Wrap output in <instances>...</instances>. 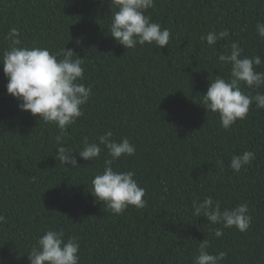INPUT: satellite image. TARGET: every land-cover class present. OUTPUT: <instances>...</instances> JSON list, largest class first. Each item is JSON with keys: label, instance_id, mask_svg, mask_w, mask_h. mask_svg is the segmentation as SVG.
<instances>
[{"label": "trees", "instance_id": "obj_1", "mask_svg": "<svg viewBox=\"0 0 264 264\" xmlns=\"http://www.w3.org/2000/svg\"><path fill=\"white\" fill-rule=\"evenodd\" d=\"M116 10L111 0H0V56L16 28L22 46L73 50V59L83 58L81 82L92 86L83 115L62 137L77 160L73 167L58 159L57 125L20 110L0 64V214L6 217L0 264H30L27 254L49 229L79 241L80 264H194L204 239L210 253L227 254L221 264H264V109L253 103L246 119L224 129L201 104L211 81L230 77L231 66L218 57L232 42L243 56L259 55L256 70L264 72V37L256 28L264 22V0H155L145 14L171 31L162 48L116 42L108 32ZM225 28L227 40L212 46L201 40ZM108 130L136 148L113 168L135 173L146 190L144 208L113 214L91 193L92 179L111 157L103 145L94 160L78 152L85 138L99 143ZM245 150L254 161L232 170V156ZM208 196L222 209L247 202L250 228L240 232L195 216L193 202ZM216 228H223L219 238Z\"/></svg>", "mask_w": 264, "mask_h": 264}, {"label": "clouds", "instance_id": "obj_2", "mask_svg": "<svg viewBox=\"0 0 264 264\" xmlns=\"http://www.w3.org/2000/svg\"><path fill=\"white\" fill-rule=\"evenodd\" d=\"M117 9L108 32L126 49L137 44H155L162 48L169 44L171 31L162 29L159 23L153 22L148 9L155 6V0H111ZM257 32L264 37V22H257ZM228 29L210 31L201 35L209 46L215 45L222 38L227 40ZM9 48L0 56V64L8 78L6 85L8 94L18 101L22 111H28L38 116L45 123H54L60 134L57 142V156L61 163L78 166L73 152L62 146V137L68 126L74 124L83 115L82 106L87 104L92 95V86H85L83 58L77 55L73 59L71 49L52 53L47 48L22 46L20 32L12 28L5 37ZM243 49L238 42L230 44V52L220 54L218 59L230 65L228 80L217 77L210 82L201 104L219 116L220 125L229 129L237 120L248 117L253 103L257 109H264V93L256 91L255 95L243 91L241 83L250 90L264 88V72L256 68L262 64L259 55L248 57L242 55ZM58 59V57H61ZM113 133L108 130L98 137L99 143L88 142L85 138L82 150L78 152L84 160L99 158L103 145L110 159L104 160V168L92 179V195L106 205L113 214H122L129 206L144 208L147 201L143 198L146 190L139 186L133 171H116L113 168L115 160L121 156L135 155L136 148L128 138L117 142L112 139ZM255 153L245 150L242 154L233 155L230 168L239 172L244 166L251 165ZM194 215L204 216L212 224H222L223 228L235 227L240 232H246L252 223L248 203H242L234 208H221L220 201H214L211 196L203 201L193 202ZM6 217L0 214V223ZM223 228L214 229L216 237H221ZM210 241L204 239L198 245V255L194 264H221L227 254L223 251L210 253ZM80 244L74 237L65 240L64 231L49 229L37 239L27 254L30 264H80Z\"/></svg>", "mask_w": 264, "mask_h": 264}]
</instances>
